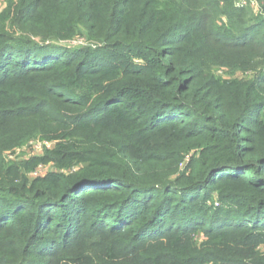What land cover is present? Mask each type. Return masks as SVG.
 <instances>
[{"label": "trees", "instance_id": "trees-1", "mask_svg": "<svg viewBox=\"0 0 264 264\" xmlns=\"http://www.w3.org/2000/svg\"><path fill=\"white\" fill-rule=\"evenodd\" d=\"M250 13L6 1L0 264H264V20ZM79 35L86 48H61ZM35 137L55 148L25 168L59 171L30 180L4 153Z\"/></svg>", "mask_w": 264, "mask_h": 264}, {"label": "rangeland", "instance_id": "rangeland-1", "mask_svg": "<svg viewBox=\"0 0 264 264\" xmlns=\"http://www.w3.org/2000/svg\"><path fill=\"white\" fill-rule=\"evenodd\" d=\"M7 0H0V13L5 9ZM234 3L239 6H247L250 9V14L254 17H258L264 20V14L262 12L261 6L256 0H234ZM61 48L67 49L69 52L80 51L88 46V39L86 36H77L71 41L65 43ZM218 75H222L227 79L234 80H252V76L244 71L235 72V74H229L227 71L220 70ZM55 148V143L44 140L40 137H35L28 140L25 144L18 147L16 150L4 153V160L8 166L19 167L20 177L26 176L28 179H33L40 176H45L50 172L59 171L55 163L52 161L45 162L36 166L33 170H28L25 168V163L38 158H43L46 156L47 150H52ZM75 171V170H74ZM67 173H72L73 170H67Z\"/></svg>", "mask_w": 264, "mask_h": 264}]
</instances>
